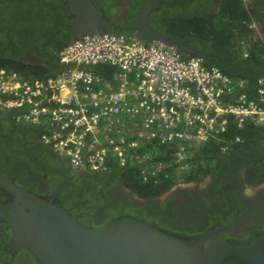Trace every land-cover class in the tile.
Masks as SVG:
<instances>
[{"label": "built area", "instance_id": "obj_1", "mask_svg": "<svg viewBox=\"0 0 264 264\" xmlns=\"http://www.w3.org/2000/svg\"><path fill=\"white\" fill-rule=\"evenodd\" d=\"M248 28L264 47L260 23L251 18ZM239 44L248 57L249 43ZM57 59L62 70L43 78L0 66V108L44 127L42 142L75 168L103 172L111 163L141 161L145 157L134 153L139 143L158 140L172 146L174 162L183 169L195 145L226 131L227 116L239 128L247 120L264 128V77L256 80L255 97L235 94L245 81L201 57L112 32L82 34ZM94 65L113 68L114 83L88 69ZM162 168L142 173L146 178Z\"/></svg>", "mask_w": 264, "mask_h": 264}, {"label": "flooded vegetation", "instance_id": "obj_2", "mask_svg": "<svg viewBox=\"0 0 264 264\" xmlns=\"http://www.w3.org/2000/svg\"><path fill=\"white\" fill-rule=\"evenodd\" d=\"M242 1L250 17H264V0ZM92 2L112 24L103 31L134 33L142 0L136 14L132 13L136 0ZM66 4L64 0H0V61L43 67L52 73L55 63L46 67L43 61H56L61 45L76 37L71 32L74 16ZM221 4L222 0H160L149 24L163 34L165 18H209L218 13ZM44 131L41 125L18 121L12 110L0 108V171L9 177L18 174L17 183L38 196L52 191L51 198L58 195L59 204L87 227L128 217L190 243L217 229L221 230L217 239L234 245H248L262 236L258 235L264 231V187L245 184L242 167L226 178L211 170L201 181L179 182L159 197L144 199L124 184L123 170L75 168L66 158L56 156L40 139ZM246 189L252 194L246 195ZM222 198L233 208H215L214 202ZM11 202L12 196L0 190V262L44 264L27 247L14 249L7 221ZM184 230L193 234L186 236Z\"/></svg>", "mask_w": 264, "mask_h": 264}, {"label": "water", "instance_id": "obj_3", "mask_svg": "<svg viewBox=\"0 0 264 264\" xmlns=\"http://www.w3.org/2000/svg\"><path fill=\"white\" fill-rule=\"evenodd\" d=\"M64 1L74 16L71 32L75 31V38L109 32L103 28L111 27V22L92 0ZM159 2L142 0L132 35L144 42L161 43L184 56L218 63L219 59L183 41L172 40L150 26L149 16ZM0 188L12 196L7 221L14 249L27 247L44 264H222L231 256L248 264H264V235L248 245H234L217 239L216 235L221 233L217 229L190 243L128 217L92 228L83 225L52 198L28 191L1 172Z\"/></svg>", "mask_w": 264, "mask_h": 264}, {"label": "trees", "instance_id": "obj_4", "mask_svg": "<svg viewBox=\"0 0 264 264\" xmlns=\"http://www.w3.org/2000/svg\"><path fill=\"white\" fill-rule=\"evenodd\" d=\"M140 2L141 0H136L133 14H136ZM251 18L250 11L245 7L242 0H222L218 13L209 18L193 16L165 18L164 23L167 29L164 35L172 40L183 41L188 46L219 59V63L212 60H205L204 62L208 66L219 67L223 73L229 75L232 79H243L245 81L243 88H236L235 94H239L242 91L248 97L253 98L256 96V80L259 77H264V60L261 59L264 47L258 40H254L251 37L252 42L248 57H239L241 54L237 46L238 40L250 36L248 24ZM253 19H257L261 29L264 30V17L257 16L253 17ZM66 44L64 43L61 46L63 47ZM228 57H231L229 61L227 60ZM56 61L58 63L57 58ZM228 64H232L233 67L230 69ZM0 66L11 67L21 73L35 77L43 78L52 75V73H46V70L42 67L22 65L13 61L1 60ZM57 68L60 69L59 64H56L55 69ZM88 69L93 73L108 78L115 72L113 68L105 65H94ZM227 117L226 131L217 139H209L200 145H195L192 154L187 157L186 167L183 169H180L178 164L174 162V149L172 146L161 143L158 140L139 143L134 153L140 157H145L141 161L132 159L124 166L111 163L109 169L123 170L122 179L124 184L144 199L159 197L179 182L201 181L211 170L214 172L219 171V174L226 178L235 175L237 169L242 167V178L245 184L250 186L263 184L264 128L252 120H247L243 127L239 128L232 116ZM221 146H226V149L221 150ZM46 147L52 151L50 147ZM52 152L58 156L54 151ZM159 164H162V169L154 175L150 176L148 174L144 178L142 170H152ZM7 177L16 183L20 178L18 174H12ZM238 184L240 185L241 182L238 181ZM23 187L26 188L25 185ZM0 190L11 197L5 190L1 188ZM50 192L48 191L42 197L45 199L51 198ZM221 194L222 190L217 195L220 196ZM52 199L54 203L60 202L58 195H55ZM213 205H216L215 208L219 207L222 211L233 208L232 204L223 198L219 199L216 204L214 202ZM61 206L63 208L66 207L63 204ZM209 208L207 207V212H209ZM223 225L221 224V226ZM184 231L186 236L193 234L192 231ZM263 233L264 231L258 236L264 235ZM0 264L8 263L0 262ZM222 264L248 263L238 257L231 256L224 259Z\"/></svg>", "mask_w": 264, "mask_h": 264}, {"label": "crops", "instance_id": "obj_5", "mask_svg": "<svg viewBox=\"0 0 264 264\" xmlns=\"http://www.w3.org/2000/svg\"><path fill=\"white\" fill-rule=\"evenodd\" d=\"M242 39H245L248 43H249V46H250V48H251V37L250 36H248V37H246V38H242ZM241 41V39L240 40H238V42H237V46H238V49L240 50L239 52H240V54H241V56H239V57H243V55H242V48H241V45L239 44V42ZM235 50H236V48H234ZM230 58L231 57H228L227 58V60L229 61L230 60ZM205 61V60H204ZM213 61V60H212ZM44 62V64L46 65V67L48 66H50L52 63H55V68H56V64H59V62L57 63V61H43ZM219 63V62H218ZM60 65V64H59ZM228 67L231 69L232 67H233V65L232 64H228ZM43 68V67H42ZM62 70V67H61V65H60V69L59 68H57V69H54L53 70V72H52V75L53 74H55L56 75V73L58 74L59 72L58 71H61ZM50 74V73H49ZM100 79H102V80H107V81H110L111 83H114V77H113V74L111 75V77L110 78H108V77H103V76H101V75H98V74H96ZM125 121L126 122H128V121H130V119H125ZM130 124V123H129ZM114 134H116V133H114Z\"/></svg>", "mask_w": 264, "mask_h": 264}, {"label": "clouds", "instance_id": "obj_6", "mask_svg": "<svg viewBox=\"0 0 264 264\" xmlns=\"http://www.w3.org/2000/svg\"><path fill=\"white\" fill-rule=\"evenodd\" d=\"M148 43H149V42H148ZM57 53H58V52H57ZM245 194H246V195H251V194H252V193H251V189H246V190H245Z\"/></svg>", "mask_w": 264, "mask_h": 264}, {"label": "rangeland", "instance_id": "obj_7", "mask_svg": "<svg viewBox=\"0 0 264 264\" xmlns=\"http://www.w3.org/2000/svg\"><path fill=\"white\" fill-rule=\"evenodd\" d=\"M18 121H20V120H18Z\"/></svg>", "mask_w": 264, "mask_h": 264}]
</instances>
